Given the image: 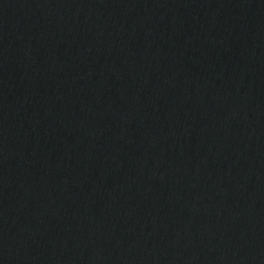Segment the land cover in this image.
<instances>
[{
  "label": "water",
  "instance_id": "95a60500",
  "mask_svg": "<svg viewBox=\"0 0 264 264\" xmlns=\"http://www.w3.org/2000/svg\"><path fill=\"white\" fill-rule=\"evenodd\" d=\"M0 264H264V0H0Z\"/></svg>",
  "mask_w": 264,
  "mask_h": 264
}]
</instances>
